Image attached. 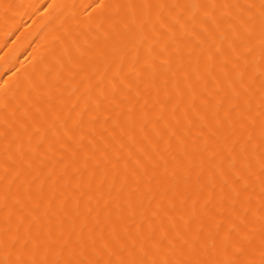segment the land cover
Returning <instances> with one entry per match:
<instances>
[{"label": "bare ground", "instance_id": "bare-ground-1", "mask_svg": "<svg viewBox=\"0 0 264 264\" xmlns=\"http://www.w3.org/2000/svg\"><path fill=\"white\" fill-rule=\"evenodd\" d=\"M0 264H264V0H0Z\"/></svg>", "mask_w": 264, "mask_h": 264}]
</instances>
